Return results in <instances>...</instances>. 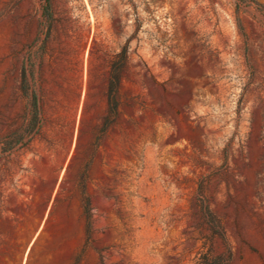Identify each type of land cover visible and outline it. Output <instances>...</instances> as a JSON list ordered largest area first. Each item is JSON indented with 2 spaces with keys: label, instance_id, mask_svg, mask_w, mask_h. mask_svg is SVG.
<instances>
[{
  "label": "rangeland",
  "instance_id": "obj_1",
  "mask_svg": "<svg viewBox=\"0 0 264 264\" xmlns=\"http://www.w3.org/2000/svg\"><path fill=\"white\" fill-rule=\"evenodd\" d=\"M43 6L0 0V264H264V0Z\"/></svg>",
  "mask_w": 264,
  "mask_h": 264
},
{
  "label": "trees",
  "instance_id": "obj_2",
  "mask_svg": "<svg viewBox=\"0 0 264 264\" xmlns=\"http://www.w3.org/2000/svg\"><path fill=\"white\" fill-rule=\"evenodd\" d=\"M43 15L48 19L49 23L51 20V12L49 7V0H44L43 6ZM120 75L118 73L111 74L108 80L107 85V112L104 117V125L107 127L114 115L117 113L118 105H119V92L118 86L120 83ZM21 89L24 93L28 94L31 98L30 103V118H29V125L32 128H37V130L41 127L42 116L41 111L38 106L37 96L34 91H31L30 94L28 93V80L26 77V70L25 66L22 68V79H21ZM84 212L88 215L89 211V200L88 198L84 202L83 206ZM200 210L208 222L210 226L214 229L219 226L218 221L212 215L211 211L209 210L208 206L205 204L204 200H200ZM231 259V252L228 248L218 255H212L211 252H207L203 254L201 258L200 264H227Z\"/></svg>",
  "mask_w": 264,
  "mask_h": 264
}]
</instances>
